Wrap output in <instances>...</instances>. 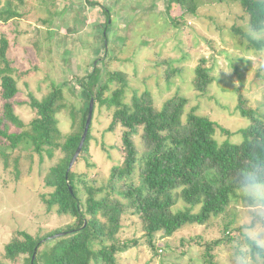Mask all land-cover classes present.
Here are the masks:
<instances>
[{
    "label": "rangeland",
    "instance_id": "1",
    "mask_svg": "<svg viewBox=\"0 0 264 264\" xmlns=\"http://www.w3.org/2000/svg\"><path fill=\"white\" fill-rule=\"evenodd\" d=\"M89 1L95 4L85 0L12 1L10 9L16 15L0 20V37L8 43L7 56L18 87L14 111L25 125L35 117L29 94L40 100L56 86L61 88L66 105L56 115L57 126L62 135L71 132L83 100L78 81L94 63L100 68L98 86L108 72L122 74L123 102L145 91L157 108L176 94L186 97L187 109L217 124V142L241 140L234 132L249 121L236 108L239 95L244 108L264 117V39L249 37L247 13L239 0H196L194 13L177 2L170 4V0ZM5 6V0H0V9ZM101 8L110 15L107 32L102 30V35L105 13ZM198 65L207 68L212 77L203 91L193 84ZM118 87L117 81L109 82L103 96L110 97ZM2 104L0 98V116ZM112 112L113 107L93 103L87 150L73 168L74 177H82L92 186L105 185L112 166L120 165L124 158V128L117 123L110 127ZM7 128L8 132L20 131L9 123ZM140 134L139 129L134 136L138 154L144 150ZM25 147L24 141L11 146L0 138V264H25L26 255L17 263L4 256L5 244L18 231L41 236L73 220L48 211L40 200L50 190L44 185V176L62 152L55 149L48 158L44 152L32 151L30 143ZM133 176L136 181L137 168ZM77 187L80 192L81 186ZM185 206L179 201L172 209ZM242 207V202L232 198L224 213L204 225L187 224L168 237L158 232L151 239L138 217L126 209L115 237L125 248L116 252V263L201 264L203 245L218 238L221 243L211 248L214 261L233 264L231 252Z\"/></svg>",
    "mask_w": 264,
    "mask_h": 264
},
{
    "label": "trees",
    "instance_id": "2",
    "mask_svg": "<svg viewBox=\"0 0 264 264\" xmlns=\"http://www.w3.org/2000/svg\"><path fill=\"white\" fill-rule=\"evenodd\" d=\"M12 1L23 2L5 0V8L0 9V20L5 22L16 15L10 9ZM175 2L191 13L197 9L196 0H170L169 3ZM239 2L247 13L249 27L263 30L264 0ZM101 9L105 13L100 28L102 35V30L107 32L110 15L107 10ZM7 44L6 39L0 37V98L3 101L0 138H5L11 146L24 141L27 148L30 143L32 151L39 155L44 152L48 158L53 156L55 149L62 152V157L44 176V185L50 190L41 195L40 200L48 211L73 218L66 227L41 236L18 231L4 246V256L12 263H17L20 256L26 255L25 264H117L115 254L125 245L119 244L115 237L120 229L121 215L126 209L138 217L149 239L158 232L168 237L187 224L204 225L211 217L224 213L230 200L236 197L233 177L239 164L264 152V117L244 108L240 95L236 108L249 121L245 127L234 132L240 134L241 140L237 143L228 139L217 142L214 138L217 124L206 116L196 114L193 109H187L186 97L176 94L157 108L145 91L141 95L134 94L130 102H123L121 95L125 80L122 74L108 72L103 84L98 86L100 68L95 63L91 71L78 81L83 100L77 111V123L73 115L77 125L71 132L62 135L57 126L56 115L66 105L61 88L56 86L40 100L29 94L35 117L25 125L14 111L13 98L18 87L12 75L15 69L7 56ZM113 80L118 82L119 87L106 98L103 91ZM193 81L195 89L203 91L212 77L207 68L198 65ZM91 97L95 104L113 107L110 127L117 123L124 128L121 135L123 161L112 166L107 183L102 186H92L82 177L73 175L75 164L87 150L90 124L82 149L65 179L69 160L83 131ZM2 123L4 127H1ZM8 123L20 128V131L8 132ZM139 129L144 146L140 154L134 143ZM220 130L230 133L222 127ZM136 168L135 181L133 174ZM77 184L81 186L80 192ZM179 201L186 206L173 210ZM57 232L65 234L47 239ZM219 243L217 238L203 245L201 264H216L211 248ZM94 245L97 247L94 248ZM260 262L264 264V260Z\"/></svg>",
    "mask_w": 264,
    "mask_h": 264
},
{
    "label": "clouds",
    "instance_id": "3",
    "mask_svg": "<svg viewBox=\"0 0 264 264\" xmlns=\"http://www.w3.org/2000/svg\"><path fill=\"white\" fill-rule=\"evenodd\" d=\"M248 35L252 39H264V32L259 28H252ZM233 181L236 198L243 207L233 240L232 261L233 264H257L258 260H264V152L242 161Z\"/></svg>",
    "mask_w": 264,
    "mask_h": 264
},
{
    "label": "water",
    "instance_id": "4",
    "mask_svg": "<svg viewBox=\"0 0 264 264\" xmlns=\"http://www.w3.org/2000/svg\"><path fill=\"white\" fill-rule=\"evenodd\" d=\"M92 109H93V98L91 97L89 99V102H88V109H87V114H86V118H85V122H84L83 131H82L80 140L78 142V145H77L72 157L69 160V163H68V166H67V169H66V172H65V179H67V173L70 170V168L73 166V164H74L75 160L77 159V157H78V155H79V153H80V151L82 149V146L84 144V141H85L88 129H89V124H90V121H91ZM68 188H69V191L72 192V188H71V186L69 184H68ZM64 234H65L64 232H57V233H54L53 235L48 236L47 239H53V238H56V237H60V236H62ZM33 258H34V253L32 254V259Z\"/></svg>",
    "mask_w": 264,
    "mask_h": 264
}]
</instances>
